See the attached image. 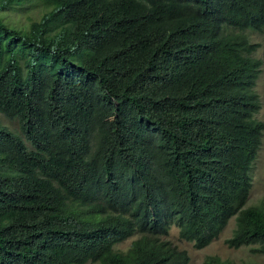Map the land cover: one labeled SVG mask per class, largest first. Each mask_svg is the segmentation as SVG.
I'll return each instance as SVG.
<instances>
[{"label":"trees","instance_id":"trees-1","mask_svg":"<svg viewBox=\"0 0 264 264\" xmlns=\"http://www.w3.org/2000/svg\"><path fill=\"white\" fill-rule=\"evenodd\" d=\"M247 31L264 0H0V264H189L169 228L201 250L232 218L264 255Z\"/></svg>","mask_w":264,"mask_h":264},{"label":"rangeland","instance_id":"rangeland-1","mask_svg":"<svg viewBox=\"0 0 264 264\" xmlns=\"http://www.w3.org/2000/svg\"><path fill=\"white\" fill-rule=\"evenodd\" d=\"M40 11H42V8L38 5L36 7H28L26 11L21 13L20 20L27 22L29 19H34ZM247 36L250 43L258 44V48L253 54V57L262 62L261 71L253 88V92L257 94L260 106L255 118L264 124V32L261 34L248 33ZM0 120L2 125L22 136L17 122H9L1 115ZM250 178L251 190L246 207L261 206L264 208V131L257 157L250 172ZM234 230L235 219L233 218L220 235L209 246L201 250L196 249L192 243L181 241L179 238V230L176 227L170 228L168 234L161 237L160 241L166 242L179 251L187 253L190 260L189 264H205L208 258H219L221 261L230 262L231 264H264V255L253 254L251 247L231 249L227 246L226 242L232 237ZM137 238L138 236H135L125 241L118 245L116 249L119 252H125Z\"/></svg>","mask_w":264,"mask_h":264},{"label":"clouds","instance_id":"clouds-1","mask_svg":"<svg viewBox=\"0 0 264 264\" xmlns=\"http://www.w3.org/2000/svg\"><path fill=\"white\" fill-rule=\"evenodd\" d=\"M246 33V36H247V34L248 33H256V32H251V31H247V32H245ZM245 33H244V35H245ZM257 34H261V33H257ZM248 37V36H247ZM248 42L250 43V41H249V39H248ZM252 44V43H251ZM255 45H257L258 46V44H255ZM258 48V47H257ZM257 50V49H256ZM256 50H255V52H256ZM254 52V53H255ZM253 53V54H254ZM253 54H252V57H253ZM254 58V57H253ZM256 84V83H255ZM257 95V94H256ZM258 100H259V98H258ZM256 119V118H255ZM257 120V119H256ZM258 121V120H257ZM260 122V121H259ZM262 123V122H261ZM263 124V123H262ZM264 125V124H263ZM262 135H263V133H262ZM257 157V156H256ZM256 159V158H255ZM255 161V160H254ZM254 163V162H253ZM253 166V165H252ZM251 169H252V167H251ZM251 172V171H250ZM249 176H250V173H249ZM251 179V178H250ZM251 190V189H250ZM233 219V218H232ZM235 219V218H234ZM172 227H175V226H172ZM172 227H170V228H172ZM170 228H169V230H170ZM169 230H168V232H169ZM168 234V233H167ZM135 236H138V238L136 239V240H134L133 242H135V241H138V240H140L141 238H142V236L140 235V234H134L133 236H131L130 238H128L127 240H130L131 238H133V237H135ZM127 240H125V241H127ZM124 241V242H125ZM124 242H122V243H124ZM132 242V243H133ZM122 243H120V244H122ZM132 243H131V246H132ZM164 243H166V242H164ZM120 244H117L116 246H115V250L118 252V253H121V254H125V253H127L129 250H130V248H131V246L129 247V249H127L125 252H119L117 249H116V247L118 246V245H120ZM170 245V244H169ZM171 246V245H170ZM172 247V246H171ZM174 248V247H173ZM176 249V248H175ZM178 250V249H177ZM179 251V250H178ZM180 252H182V251H180ZM187 254V253H186ZM188 256V255H187ZM189 262H190V260H189ZM87 264H91L90 262L89 263H87Z\"/></svg>","mask_w":264,"mask_h":264}]
</instances>
